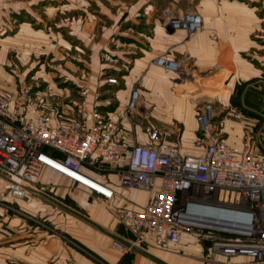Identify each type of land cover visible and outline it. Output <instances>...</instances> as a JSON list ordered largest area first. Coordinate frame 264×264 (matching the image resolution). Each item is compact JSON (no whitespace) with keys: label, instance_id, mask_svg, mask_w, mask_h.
<instances>
[{"label":"crops","instance_id":"obj_1","mask_svg":"<svg viewBox=\"0 0 264 264\" xmlns=\"http://www.w3.org/2000/svg\"><path fill=\"white\" fill-rule=\"evenodd\" d=\"M169 2L168 8L176 11L196 8L202 15V28L187 37L183 29H171L159 18H149L151 32L145 34L148 46L142 47V54L128 66V73H123L120 79L116 77L119 84L107 80L118 74L113 69L108 72L112 65L105 61L96 65L93 58L108 52V42L116 30L115 22L120 11L110 12L102 0H97L98 9L93 11L87 0H72V19L63 24L68 26L72 42L80 45L75 44L74 49L90 53L88 76L85 80H77L85 84L89 104L98 106L110 118L119 117L115 114L116 107L124 106L131 89L137 87L143 104L152 107L151 117L146 119L150 124L146 125L165 132L167 139L183 151L197 153L201 149L194 144L195 114L203 102L196 100L195 96H187L190 94L181 95L175 75L150 63V59L159 54L175 56L187 51L198 63L214 65V73L202 79L206 84L199 93L216 95L221 106L228 107L239 83L256 78L262 70L260 65L264 63L246 58H263L259 53V39L263 37L260 28L264 21V0H198L188 7L179 3L181 1ZM159 5L156 1L141 2L137 7L153 13ZM51 11L48 8V12ZM30 12L34 13V10L29 7L28 0H0V31H6L2 38L5 54L15 50L21 56H27L25 53L30 43H45L46 38L52 36L40 28H32L24 19ZM21 13L23 15L19 18ZM109 18L110 24L107 22ZM14 26L16 30L12 31ZM117 49L123 51V47ZM136 82L139 85H135ZM0 88L14 90L15 85ZM241 96L244 99L245 93ZM112 99L117 101L115 108H110ZM240 103L243 105L244 100ZM120 119L130 143L139 137L138 141L147 140L146 125H141L143 118L135 122L125 117ZM157 120L167 124L177 122L180 126L171 132V129L163 131L155 126ZM223 132L231 144L242 145V141L236 140L239 135L231 130L226 135L225 127ZM244 132L243 138L249 133ZM170 133L177 137L173 138ZM263 144L259 142L261 148ZM104 169L84 168L92 177L120 191L115 172ZM39 182L46 185L45 190L16 197L0 176V264H224L206 258V243L185 231L180 233L178 242L168 248L155 246L147 238L133 250L123 253L115 249L111 244L114 237L135 235L115 217L114 208L120 203L129 207L146 203L148 192L144 189L133 188L126 199L115 195L104 200L87 186L47 165L41 168ZM8 205H15L22 212H14ZM234 258L258 264L246 255Z\"/></svg>","mask_w":264,"mask_h":264},{"label":"built area","instance_id":"obj_2","mask_svg":"<svg viewBox=\"0 0 264 264\" xmlns=\"http://www.w3.org/2000/svg\"><path fill=\"white\" fill-rule=\"evenodd\" d=\"M165 14L171 29L193 34L203 26L196 10ZM155 61L165 71H180L178 59L161 55ZM107 80L117 82L114 76ZM32 99L30 86L21 79L14 90L0 88V176L12 195L45 190L39 182L44 165L104 200L115 195L126 199L133 188L144 189L146 203L114 208L115 217L135 235L114 237L111 244L118 251L133 250L147 238L168 248L185 231L206 243L208 259L249 264L234 258L246 255L264 264V144L261 148L250 132L240 147L231 144L212 102L196 112L194 144L201 151L190 153L149 125L146 141L130 143L121 119L108 117L84 97L71 100L69 109L30 114ZM141 104L134 87L124 108L128 117L144 118L138 111ZM85 167L113 170L120 191L89 175Z\"/></svg>","mask_w":264,"mask_h":264},{"label":"rangeland","instance_id":"obj_3","mask_svg":"<svg viewBox=\"0 0 264 264\" xmlns=\"http://www.w3.org/2000/svg\"><path fill=\"white\" fill-rule=\"evenodd\" d=\"M87 1V5L92 11L93 9H98L96 4L97 0ZM154 1L158 2L160 5L153 13L146 12L142 8L137 7L141 2L146 4ZM169 1L170 0H102L103 5L105 4L110 12H115L116 10L120 12L117 13V21L115 22L117 25L115 28L116 30L114 34L110 36L108 42L109 50L99 58H93L96 65L104 61L108 62L112 65L108 72H112V69L117 71L118 74L116 73L112 76L118 77V79L123 77V73H128V66L132 64L134 58L142 54V47L147 48L148 46V42L145 41V34L147 35L148 32H151V24L148 19L152 18V16L153 18L157 17L160 19L161 23L165 25L164 18L167 11L175 14L181 13V11L168 8V5H170ZM178 1H181L179 3L185 4L188 7L192 5L193 1L197 3L198 0H177V2ZM28 2L29 7L34 10V13H28L24 16V19L26 18L28 20L32 28H40L42 31L51 33L52 36L45 37V43H30V46L27 48L28 51L25 53L27 56H21L20 52L17 53L15 50H10L5 54L2 38L6 31L4 32V30H1L0 86L9 88L13 87L19 79L25 81L30 86L33 95L30 104V114H35L39 111L56 112L61 111V109H69L68 104L71 103V100L73 101L82 97H84L89 104L85 84L83 82L81 84L77 80H85V77L88 76L86 70L89 69L87 65L91 59L90 53L88 51H81L78 48H75L77 51L74 49L75 44L79 47L80 45L72 42V34L68 32V26L63 24H66V21L72 19V0H28ZM58 3L59 6H57ZM48 8L52 9L51 13L48 12ZM191 10L197 11L196 8L192 7ZM34 14H37L40 19H36ZM22 15L23 13L19 15V18H21ZM94 18L98 19V21L96 20L97 22H100L98 17ZM107 22L110 24L111 19L109 18ZM15 28V26L12 27V31L16 30ZM260 31L263 37L259 39V44L261 46L259 53L263 58L257 60L255 57L249 59L247 57L246 60L248 61L253 59L256 63H264V21L262 22ZM195 33L188 34L185 32L187 37ZM59 39H61V41ZM121 47H123V51L117 49ZM161 55L168 56L166 54L156 55L150 59V63L162 68L155 61L156 57ZM169 57L178 59L181 64L179 72L166 71L175 75L176 81L178 82L177 84H179L180 87L178 92L181 95L190 94L187 96H195V98H197L196 100L200 102H212L216 111V118L221 119V124L225 127L226 135H229L230 132L228 131L231 130L233 133L239 135L236 140L243 142L244 131H248L257 136L260 143H264V136L262 135V132H264V64L260 65L262 70H260L256 78L239 83V88L237 89L236 87L235 89V95H232L230 98V105L225 107L221 106L222 104L218 102L216 95L199 93L201 87H205L203 84H206L202 79L214 73L213 71L216 69L214 65L198 63L193 57L189 56L187 51ZM115 83L119 84V81ZM137 84L139 85V82H136L135 85ZM244 87L246 89L245 92ZM241 93H245L244 99L242 96L241 98L239 97ZM241 100H244L243 105L240 103ZM116 103L117 101L112 99L110 108H115L114 106ZM143 103L144 101H142L138 111L144 114L143 120H140L141 125H146L147 123L150 124L146 119L151 117L150 110L152 107L148 108ZM199 105H201V103H199ZM232 106L234 107L230 110ZM124 108L125 105L116 107L115 114L120 118L125 117L135 122V118L128 117L127 111L124 110ZM199 108L200 106H198V109ZM156 123L155 126L167 132L169 131L168 129H171V132L180 126L177 122L167 124L161 120H157ZM170 134H172L173 138L177 137L174 133ZM139 139L141 138L139 137ZM139 139L134 138L132 143ZM102 168H105L104 171L107 170L106 167ZM8 207L17 213L21 211L15 205H8Z\"/></svg>","mask_w":264,"mask_h":264}]
</instances>
